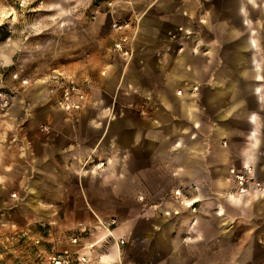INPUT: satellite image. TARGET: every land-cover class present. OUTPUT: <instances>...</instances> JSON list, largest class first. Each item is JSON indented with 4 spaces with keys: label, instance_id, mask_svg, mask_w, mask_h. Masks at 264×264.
I'll return each instance as SVG.
<instances>
[{
    "label": "crops",
    "instance_id": "1",
    "mask_svg": "<svg viewBox=\"0 0 264 264\" xmlns=\"http://www.w3.org/2000/svg\"><path fill=\"white\" fill-rule=\"evenodd\" d=\"M187 1L155 0L154 3L186 4ZM246 1L253 5L256 3V0ZM228 7V16L234 13L242 16L243 31L236 24V19L225 17L227 29L233 30L231 33L238 37L229 46L241 51V57L224 56L217 80L208 77V59H204L208 53L213 57L215 48L211 45L207 51L204 45L193 41L186 26L185 19L189 16L186 10L178 8L173 13H143L140 24L138 21L135 24L134 17L129 16L131 27L121 31L113 29L111 24L125 18L118 16L112 19L110 29H107V17H97L96 26L103 25L115 34L110 48L98 57L77 64L79 72L58 69L84 83L88 96L85 106L75 119H71L54 105L56 94L49 85L39 83L41 90H34L28 110L50 125L51 131L41 135L35 129L33 132L28 124L16 130L18 140L11 146L24 156L16 155L14 163L25 164L27 168L19 172L17 165L14 178L33 181L28 185V188L32 186L29 195H41L44 205H51L46 197L54 193L51 191L52 181L66 178L74 165L79 168L76 170L78 178H84L80 169L88 160L97 159L95 163L108 165L109 152L106 149L116 147L122 149V172L108 176L122 179L124 194L160 197L166 190L160 184L163 167H166L175 186L188 183L196 186V191H189L192 198L210 197L218 189L211 183L214 168L224 166V178L228 176L225 165L227 151L219 140L232 141L240 132L241 121L247 124L245 139L252 147L248 159L255 164L254 150L260 141L254 93L259 97L261 87L254 88L250 76L254 71L261 76V64L256 53L259 42L253 34L250 19L241 12L244 3L232 0ZM123 34L133 36V55L129 63L113 51V43ZM147 35L151 37L147 38ZM249 102L253 109L248 107ZM14 104L15 101L11 105L13 109ZM23 139L27 141L21 146ZM260 145L264 146V142ZM102 152L106 156L100 158ZM110 155L114 157L113 150ZM92 176L88 173L86 179L93 181ZM38 182L43 184L37 185ZM82 192L85 194L84 190ZM243 196L253 206L252 244L264 250V189L250 191ZM243 196L237 200L241 202ZM230 197L234 198L231 194ZM197 200L200 199L194 201ZM203 200L198 203L199 207H204L202 217L193 216L195 218L191 220L190 228L194 233L192 241L187 243L186 252L172 248L163 250L168 249L164 245H172L176 241L160 230L154 236L144 234L139 238L147 249L140 252L134 261L139 260L140 264H264V251L246 256L242 251L228 252L230 238L222 230L226 220L221 207L215 213L217 222H213L210 210L213 202ZM88 205L84 207L82 204L86 215L76 221V228H96V212ZM167 220L163 218L160 221L168 223ZM197 224H200L201 231L195 228ZM215 226L218 227L217 234L210 235L211 227ZM146 227L153 230L149 221ZM130 230L131 226L122 222L113 230L115 239H124L123 234H129ZM234 239L237 244V238ZM64 240L62 247L85 252L92 260L90 264H133V260L122 261L124 257L121 258L120 249L125 243L117 247L113 239L104 238L102 231H93L76 245ZM124 241L127 243V239Z\"/></svg>",
    "mask_w": 264,
    "mask_h": 264
},
{
    "label": "rangeland",
    "instance_id": "2",
    "mask_svg": "<svg viewBox=\"0 0 264 264\" xmlns=\"http://www.w3.org/2000/svg\"><path fill=\"white\" fill-rule=\"evenodd\" d=\"M154 1L0 0V264H42L50 252L62 247L64 239L78 233L79 228H76L75 223L86 215L82 204L84 207L89 204L101 218L116 219L114 230L122 222L131 226L129 234H123L127 243L120 249L124 262L133 260V264H140L139 260L134 259L147 247L139 238L144 234L154 236L160 230L176 241L172 245H164L168 249L163 250L172 248L174 251L186 252L187 243L192 241L194 233L190 228L191 220L195 218L193 216L202 217L204 207H199L198 203L203 199L213 202L210 206L213 222H217L215 213L221 207L226 220L222 230L230 238L228 252L234 254L236 250L242 251L243 256H246L252 252L264 251L261 247L260 250L257 249L251 241L254 232L251 227L253 206L244 196L241 202L235 198L237 195L234 194V184L229 174L231 167L249 166L259 183L249 191L264 189V146L258 143L254 150L256 162H249L252 147L245 139L248 128L243 121L239 124V134L232 141L225 138L219 140L220 145L226 147L225 165L228 176L224 178V166L214 168L211 183L218 189L210 197L192 198L189 191H196V186L190 183L186 186H175V181L168 175L166 167H163L160 180L161 186L166 190L160 197L124 194L122 179L108 176L122 172V149L116 147L106 149L109 152L108 165L103 162L95 163L97 159L88 160L80 169L85 175L84 178H78L76 170L79 168L74 165L66 178L52 181L51 191L54 193L46 197L51 205L45 206L44 197L41 195H29L32 186L28 188V185L33 181L14 178L17 167L19 172L27 168L25 164L14 163L16 155L24 156L11 146L18 140L16 130L21 126L27 127L28 124L33 132L35 129L41 135L51 131L50 125L28 110L34 90H41L39 83H43L42 79L51 70L72 69L79 72L81 70L77 68V64L87 62L94 56L98 57L110 48L115 34L107 29H110L112 19L121 16L130 21L127 17L132 16L135 24L137 21L140 24L143 13H173L178 8L186 10L189 14L185 19L188 24L186 26L190 29L193 41L204 45L207 51L211 45L215 48L213 57L210 53L204 57L205 60L208 59L207 74L212 80H217L219 70L224 64V56L236 59L241 57V51L229 46L238 37L231 33L233 30L227 29L228 24L225 21V17L236 19V24L243 31L242 16L235 13L232 16L227 15L228 4L232 0H188L186 4ZM240 1L244 3L241 12L246 13V17L250 19L257 42L264 45V0H256L255 5L246 0ZM213 13L216 14L215 18ZM101 15L107 17V29L103 25H95V19ZM150 32L149 30L148 34ZM148 37L151 36L147 35ZM257 55L260 64H264V48L257 49ZM251 73L250 82L253 83L254 75ZM23 80L27 82L23 83ZM258 83L264 93V80H259ZM13 97L15 107L19 101L16 108L13 106L14 109L11 108ZM247 105L254 108L250 102ZM69 118L75 119V116ZM34 125L36 128H33ZM43 125H47L49 130H41ZM26 134L28 135L27 132ZM26 141L27 139H23L20 145L24 146ZM112 150L114 157L110 155ZM104 156L106 154L102 152L99 157ZM88 173H92L93 181L86 179ZM39 184L43 183L38 182L37 185ZM177 188L181 190L180 195H175ZM195 199L200 200L195 202ZM163 218L168 219V223H161ZM147 221L151 222L153 230L146 227ZM195 228L202 230L200 224ZM217 232L218 227L215 226L211 227L209 233L216 235ZM234 238H237V244Z\"/></svg>",
    "mask_w": 264,
    "mask_h": 264
},
{
    "label": "built area",
    "instance_id": "3",
    "mask_svg": "<svg viewBox=\"0 0 264 264\" xmlns=\"http://www.w3.org/2000/svg\"><path fill=\"white\" fill-rule=\"evenodd\" d=\"M111 27L121 31L131 27V22L128 20L116 21L111 24ZM132 38L133 36L129 37L123 34L113 43V51L125 63H129L133 55ZM42 81L44 84L49 85L50 90L56 94L54 103L56 108L66 113L69 117H74L85 106L88 98L87 92L83 87L84 83L80 82L75 76L64 74L57 69H53ZM26 82L27 80H23V83ZM194 88H197V86ZM177 94H181V91H177ZM48 128L47 125L41 126V130L43 131H48ZM229 174L234 184V194L236 193L237 195L235 198L243 196L247 192H250V189L259 185L249 166L240 168L231 167ZM180 194L181 190L177 188L175 195ZM94 216L97 221L96 228L88 229L82 227L78 229V233L66 238L71 245L78 244L83 237L91 235L93 231H97L98 233L100 231L104 232V238L113 239L117 247L125 243L123 238L115 239L114 237L113 230L116 226V219H104L97 214ZM91 261L90 256L80 249H72L64 246L59 250L50 252L42 264H90Z\"/></svg>",
    "mask_w": 264,
    "mask_h": 264
},
{
    "label": "water",
    "instance_id": "4",
    "mask_svg": "<svg viewBox=\"0 0 264 264\" xmlns=\"http://www.w3.org/2000/svg\"><path fill=\"white\" fill-rule=\"evenodd\" d=\"M260 47L264 48V45L261 43L260 44L258 43L257 49H259ZM260 68H261V76H258L255 71L253 73L254 81L252 84L254 88L256 86H260L258 83L259 80H264V64H261ZM254 98H255V113L258 119V120L256 119L258 123L257 136L260 141V144H262L264 142V93L262 89H261V94L259 95V97L254 93ZM262 165H264V157L262 158ZM262 173L264 174V170L262 171Z\"/></svg>",
    "mask_w": 264,
    "mask_h": 264
}]
</instances>
